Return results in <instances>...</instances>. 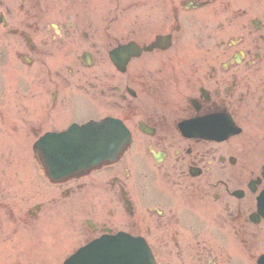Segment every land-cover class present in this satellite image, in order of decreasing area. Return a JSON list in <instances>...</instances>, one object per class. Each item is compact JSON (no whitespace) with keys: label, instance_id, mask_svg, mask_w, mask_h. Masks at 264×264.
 <instances>
[{"label":"flooded vegetation","instance_id":"flooded-vegetation-1","mask_svg":"<svg viewBox=\"0 0 264 264\" xmlns=\"http://www.w3.org/2000/svg\"><path fill=\"white\" fill-rule=\"evenodd\" d=\"M260 2L0 0V71L15 74L14 101L0 107L1 128L13 116L7 137L32 147L106 118L130 134L115 163L53 184L59 200L75 201L86 238L126 232L155 253H187L189 264L253 257L250 213L264 187ZM208 118L217 130L227 119L235 134L222 141L180 129ZM34 206L10 220L34 227L44 205ZM227 238L237 250H226Z\"/></svg>","mask_w":264,"mask_h":264},{"label":"rangeland","instance_id":"rangeland-1","mask_svg":"<svg viewBox=\"0 0 264 264\" xmlns=\"http://www.w3.org/2000/svg\"><path fill=\"white\" fill-rule=\"evenodd\" d=\"M261 3H264V0L259 4ZM13 79L15 74L11 66L0 71V107H10V103L14 101ZM12 118L10 114L2 128L0 127V264H61L86 241L82 213L73 198L59 200L55 195L57 190L52 187L42 192L43 185L39 183L36 173H31L29 153L26 149L29 143L13 141L7 137L12 132ZM22 122L26 124L25 119ZM232 188L229 187L230 190ZM41 201L45 208L34 227H28L26 222L15 226L10 220L11 213L25 214L34 204ZM258 230V247L253 257L252 254H242V258L239 256L242 264H255L257 256L264 253V228ZM226 241L227 251L237 250V243L229 238ZM156 255L159 264L190 263L187 253L182 254V260L170 253L158 252ZM222 264H225L223 255Z\"/></svg>","mask_w":264,"mask_h":264},{"label":"water","instance_id":"water-1","mask_svg":"<svg viewBox=\"0 0 264 264\" xmlns=\"http://www.w3.org/2000/svg\"><path fill=\"white\" fill-rule=\"evenodd\" d=\"M121 129L116 122L87 124L67 134L41 140L49 173L59 178L113 160L122 143ZM260 206L264 217V193ZM65 264H154V261L143 242L119 235L93 242Z\"/></svg>","mask_w":264,"mask_h":264}]
</instances>
